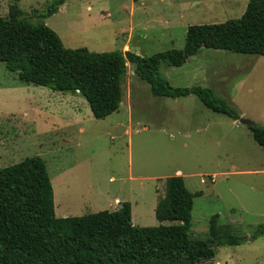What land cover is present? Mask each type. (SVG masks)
<instances>
[{
  "label": "rangeland",
  "instance_id": "rangeland-1",
  "mask_svg": "<svg viewBox=\"0 0 264 264\" xmlns=\"http://www.w3.org/2000/svg\"><path fill=\"white\" fill-rule=\"evenodd\" d=\"M51 0H0V17L14 4L31 23L42 22L65 48L129 51L148 57L183 46L189 25L237 19L246 0H65L41 17ZM116 112L94 119L71 92L34 86L0 63V167L42 160L54 216L79 217L130 207L134 226L154 227L164 180L176 171L200 192L190 211L191 239H204L208 219L245 241L215 247L200 264H264V149L246 119L264 126V56L201 48L179 67L159 66L171 87L209 88L239 114L233 121L206 109L193 95L154 97L126 62ZM81 128V131L78 129ZM177 176V175H176ZM174 223V222H172Z\"/></svg>",
  "mask_w": 264,
  "mask_h": 264
},
{
  "label": "trees",
  "instance_id": "trees-1",
  "mask_svg": "<svg viewBox=\"0 0 264 264\" xmlns=\"http://www.w3.org/2000/svg\"><path fill=\"white\" fill-rule=\"evenodd\" d=\"M64 1L51 0L41 17L56 13ZM201 48L264 56V0H246L237 19L189 25L181 49L148 57L129 51L65 48L51 29L24 19L14 4L0 17V63L4 68L24 83L77 92L94 119L117 111L127 62L152 96L175 99L193 95L211 112L238 120V112L216 99L209 88L171 87L159 75V66L179 67ZM246 127L252 140L264 149V126ZM197 196L200 192H189L182 177L173 175L165 178L154 207L156 221L171 224L134 226L128 203L114 211L56 218L45 166L38 157L26 158L0 167V264H200L214 256L215 247L245 241L219 227L216 214L208 219L204 239L189 238L192 199ZM263 234L264 224H260L250 239Z\"/></svg>",
  "mask_w": 264,
  "mask_h": 264
},
{
  "label": "water",
  "instance_id": "water-1",
  "mask_svg": "<svg viewBox=\"0 0 264 264\" xmlns=\"http://www.w3.org/2000/svg\"><path fill=\"white\" fill-rule=\"evenodd\" d=\"M238 122L244 126H250L252 125L253 123L249 120H246V119H239Z\"/></svg>",
  "mask_w": 264,
  "mask_h": 264
},
{
  "label": "crops",
  "instance_id": "crops-1",
  "mask_svg": "<svg viewBox=\"0 0 264 264\" xmlns=\"http://www.w3.org/2000/svg\"><path fill=\"white\" fill-rule=\"evenodd\" d=\"M74 94H77V92L74 93ZM77 95H78V94H77ZM90 114H91V113H90ZM78 131H81V128H79ZM174 175H178V176H181V177H182V175H181L178 171H176ZM160 197H161V196H160ZM160 197H159V198H160ZM158 200H159V199H158ZM156 203H157V202H156ZM53 214H54V211H53ZM155 220H156V219H155Z\"/></svg>",
  "mask_w": 264,
  "mask_h": 264
}]
</instances>
